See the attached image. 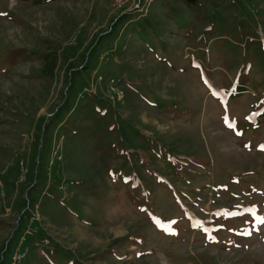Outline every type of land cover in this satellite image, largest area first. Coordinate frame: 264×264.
Instances as JSON below:
<instances>
[{"label":"rangeland","instance_id":"obj_1","mask_svg":"<svg viewBox=\"0 0 264 264\" xmlns=\"http://www.w3.org/2000/svg\"><path fill=\"white\" fill-rule=\"evenodd\" d=\"M16 257L264 264V0H0Z\"/></svg>","mask_w":264,"mask_h":264},{"label":"built area","instance_id":"obj_2","mask_svg":"<svg viewBox=\"0 0 264 264\" xmlns=\"http://www.w3.org/2000/svg\"><path fill=\"white\" fill-rule=\"evenodd\" d=\"M28 172V169L24 168V166L22 167V177L26 178V174ZM29 252V247H25V248H20L18 254L16 255L17 257L19 256L20 259H26L25 257L28 255ZM15 259V262L13 264H17V258Z\"/></svg>","mask_w":264,"mask_h":264},{"label":"trees","instance_id":"obj_3","mask_svg":"<svg viewBox=\"0 0 264 264\" xmlns=\"http://www.w3.org/2000/svg\"><path fill=\"white\" fill-rule=\"evenodd\" d=\"M34 3H42L44 0H31ZM183 3L187 6L189 9H194L196 6H198L200 0H174Z\"/></svg>","mask_w":264,"mask_h":264}]
</instances>
